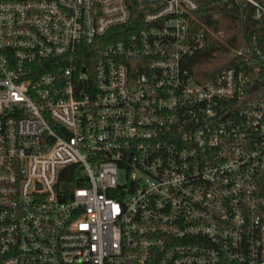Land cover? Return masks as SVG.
<instances>
[{
	"label": "built area",
	"instance_id": "built-area-1",
	"mask_svg": "<svg viewBox=\"0 0 264 264\" xmlns=\"http://www.w3.org/2000/svg\"><path fill=\"white\" fill-rule=\"evenodd\" d=\"M238 3L0 0V264H264V47L190 63Z\"/></svg>",
	"mask_w": 264,
	"mask_h": 264
},
{
	"label": "trees",
	"instance_id": "trees-1",
	"mask_svg": "<svg viewBox=\"0 0 264 264\" xmlns=\"http://www.w3.org/2000/svg\"><path fill=\"white\" fill-rule=\"evenodd\" d=\"M200 16L207 24L223 30L225 41H211L203 51L193 56L190 62L192 64L191 71L197 77L212 78L231 65L236 56L233 52L231 53L229 48L231 46L234 48L241 47L245 38L257 36L262 47H264V17L261 19L254 18L251 7L246 8L238 3L234 8L225 6L220 11L215 10L207 16L203 14Z\"/></svg>",
	"mask_w": 264,
	"mask_h": 264
},
{
	"label": "water",
	"instance_id": "water-1",
	"mask_svg": "<svg viewBox=\"0 0 264 264\" xmlns=\"http://www.w3.org/2000/svg\"><path fill=\"white\" fill-rule=\"evenodd\" d=\"M259 85H264V80H262V81L260 82V84H254V85L250 88V90H253V89L258 88Z\"/></svg>",
	"mask_w": 264,
	"mask_h": 264
}]
</instances>
